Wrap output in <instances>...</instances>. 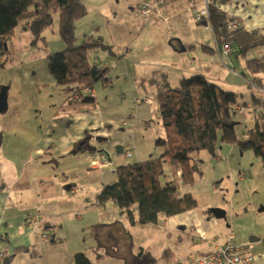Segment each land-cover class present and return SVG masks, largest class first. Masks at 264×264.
Listing matches in <instances>:
<instances>
[{"label": "crops", "instance_id": "1", "mask_svg": "<svg viewBox=\"0 0 264 264\" xmlns=\"http://www.w3.org/2000/svg\"><path fill=\"white\" fill-rule=\"evenodd\" d=\"M161 1L163 14L169 19L168 23L159 21L157 16L148 22L142 21L138 16L140 0H83L87 14L76 22V34L78 32L82 36L79 40L85 38L90 41L94 38L110 46L112 54L109 56L113 60L125 59L127 62L118 74L128 76L132 72L136 79L140 78L143 91L146 89L147 78L148 87L155 90L156 85L152 79L157 78L162 72L166 73L170 83L177 84L180 78L191 75H202L213 81L215 77L225 74L227 68L233 65V61L244 68L246 60L264 56V0H215L211 6V30L207 38L202 40L195 38L192 32L200 29L201 25L206 29L205 23L196 24L193 20L194 9L201 0ZM233 19L239 21L240 25L238 29L230 31L228 23ZM233 33L236 35L230 36ZM226 41L232 42L238 50L241 46L249 45L245 57L236 50L237 55L231 52L228 57L221 58L217 46ZM33 46L34 40L30 32L16 30L11 44L12 60L9 61L17 58L25 63L35 62L41 53ZM1 61H4V65L8 62L4 58ZM89 61L96 62L101 67L113 65L110 59L109 62H100L95 56ZM9 70L5 77L7 84L0 76V92L7 95L6 110L10 107V99L14 100L16 97L12 94L16 93L15 87L13 88L14 81L8 83L15 68ZM156 71L158 74H153ZM2 73L5 74L6 71ZM241 76L244 77L243 73ZM119 77L117 76L116 80H119ZM59 95L57 103L54 102L47 108H52L53 112L47 119L46 128L40 130V136L30 149L25 147L29 150L27 152L22 145L25 138L22 137L20 140V133L10 137L7 132L12 124L21 122L17 117L22 118L21 113H16L13 101L11 125L7 126L0 119V251L4 255V264H73L75 253L86 254L84 250L86 245H89L90 252H95V257H100L94 249L98 248V245L89 240L86 243L83 228L73 224L74 220L81 218L78 214L82 215L87 207L83 206L82 201L74 200V195L77 194L74 184L66 186L67 179L63 180L64 184H58L52 165L60 166L59 158L72 160L70 163L74 165L85 161L87 170L97 172L104 170L102 174L111 171L114 174L117 167L127 163L122 164L123 159L118 158L116 161L122 162L116 164L109 154L77 150L79 142L87 136L108 137L109 124L103 117L97 101L95 104H68L64 101L66 96L61 93ZM109 95L114 97L112 93ZM146 97L143 96L142 100ZM145 103L150 104L149 101ZM152 106V112L158 115L156 101ZM40 110L39 107L27 109L28 113H25L23 119L26 138L32 136L31 130L36 129ZM158 120L161 126L159 116ZM125 124L123 122V125ZM28 129H31L30 133L27 132ZM163 129L161 127L159 138L164 137ZM13 137L15 138L12 140ZM93 148L101 150L95 146ZM123 150L120 153L116 152L115 155H123ZM215 155L216 151L213 156ZM215 160L219 163L224 162L226 169L230 170L221 156H216ZM262 166L259 172L255 168L248 173V176L252 173L257 177L255 180L259 185L253 188L261 191L262 195L253 204L244 200L234 204L229 222L225 209H222L225 215L221 219L211 215L208 209L189 210L172 217H160L158 223L162 224L161 230H169L170 234L175 231L178 234L176 246L180 250L185 248L188 252L184 254L183 250L180 258L177 257L178 264H190L194 257L212 252L225 243L230 233L238 244L252 242L250 250L243 252L248 251L253 255L254 264H264V165ZM61 175L64 176L63 173ZM246 177V173L239 172L241 180H245ZM237 205H241L242 208L234 214ZM69 222L75 231L70 248L67 240L60 234L68 227ZM136 224L130 223L132 226ZM95 231L96 239L102 246L106 241L114 246V238L110 241L109 234L102 233L103 225L94 229ZM131 244L129 240L128 249L122 255L123 264L132 253L129 251ZM194 244L196 249L193 251L190 246ZM107 253L115 256L110 247ZM167 262L170 261L166 260L165 264Z\"/></svg>", "mask_w": 264, "mask_h": 264}, {"label": "rangeland", "instance_id": "2", "mask_svg": "<svg viewBox=\"0 0 264 264\" xmlns=\"http://www.w3.org/2000/svg\"><path fill=\"white\" fill-rule=\"evenodd\" d=\"M211 6L212 3L209 5V19H211ZM164 17L168 19L165 14ZM194 22L196 24L203 23L204 20ZM57 23L58 19L55 15L52 18V24L43 33L45 45L43 40L34 42L33 47L41 53L40 57L36 59L35 62L25 63L16 58L13 61L6 62L3 67L0 65V76L3 78L2 81L6 84L7 79L5 77L10 72L9 68H15L14 73L11 74L12 78H9L8 83L12 80L14 81L13 88L15 87L16 93L12 92V94L16 97L14 100L10 99V101L14 102L16 113H21L22 118L17 117L18 120L21 119V122L12 124L7 132H9L10 137L20 133L19 139L21 140L22 137L25 138L22 141V145L26 152L29 151L28 149L32 147L33 143L36 142L37 138L40 136V130L42 131L43 127L46 128L47 126V119L53 112L52 108H47L54 102L57 103L58 98H60L59 93L64 95L61 88L57 86L56 82L49 75L47 68L48 54L60 52L59 50L64 48L58 32ZM205 27L206 29L201 25L200 29L193 30V36L199 40L206 39L210 33L211 27ZM78 30L81 29L78 28ZM76 35H78L79 39L82 38L78 32ZM235 35L236 33H233L230 36L234 37ZM224 43H228L231 47L230 42ZM91 54L93 58L95 56L96 60L100 62H109L110 59L113 65H109V79H111L112 84L104 87L102 83H97L95 87L96 101L99 104L103 117L109 124L108 137H106L108 140L106 142H99L92 139L89 146L100 148L101 151H103L101 153L109 154L111 160L116 164L122 162L120 160L116 161L118 158H122V164H125L147 160L150 157H159L164 152L166 146L159 145L157 142L161 139L164 140L166 134L163 129L162 132L164 133V137L159 138L161 127L163 128V126L159 125L158 115H154L152 112V104L156 101V91L148 87L149 78L146 80V89L143 91L140 86V78L136 79L132 72H130L128 76L125 74H118V71L122 70V67H124V63L126 62L125 59L120 61L115 58V60H113L106 50L92 51ZM170 55H172V53H170ZM91 61H93V59ZM27 68L29 69L27 70ZM4 70L6 71L5 74L2 73ZM241 73L246 77H242ZM117 76H120L119 80H116ZM252 77L253 74H251L246 66L241 68L239 64L237 65V63L233 61V65L227 68L225 74L215 77L213 81H210L217 85L218 88L226 92L234 93L240 104L246 103L254 107L251 103L252 98L264 99V91L258 90L256 86L249 87L247 85L249 80H252ZM171 85L174 86L176 83H171ZM111 93L114 94V97H110L109 94ZM143 96H147V99H144L149 101V105L142 102ZM11 102L9 109L0 113V119H2L7 126L11 125L10 118L13 116L14 106ZM247 105L244 104L242 106L246 107ZM37 107L41 109V114L37 117L36 121L38 123L36 129H28L27 132L30 133L31 130L33 134L29 138H26V130L23 128L25 126V124H23L25 113H28L27 109H34ZM240 116L241 117L238 119L237 115L235 117L238 120L236 135L242 137V133H246L248 129L252 128L254 122L249 120L251 119V114L249 113L246 114L247 117H243V115ZM123 122L126 124L123 125ZM5 137L7 139V136ZM14 138L15 137H13L12 140ZM241 140L242 139H239V141ZM116 146H124V150L126 148L132 149L134 151V156L128 159L123 155L116 156ZM215 151L217 154L215 156L210 154L207 150L198 151L193 155V158L200 161L201 164L199 165L200 171L194 173L195 178L190 186L183 187L180 177L177 176V174L174 177L180 186V192H188L192 194V197L196 200L197 206L192 210L201 211L213 208L220 210L225 209L228 213L227 221L229 222V215L234 204H239L240 200L253 204L257 201L259 196L262 195L261 191H257L253 188V186L257 187L259 185V182L255 180L257 177L252 173L248 176V173L255 168L258 169L259 172L260 167L263 166L261 160L254 155L252 150L241 151L239 145L236 143L228 144L221 142L220 132L217 134ZM216 156H221L230 167V170L226 169L224 162H217L215 160ZM58 161L60 162V166L57 164L52 165V171L56 180H58V184H64L62 182L66 179L68 180L65 184L66 186L74 184L77 188V194L74 195V200L78 199L82 201L83 206L87 207V209H84L82 215L78 214L81 218L74 220L73 224H77V227L81 226L83 228V237L86 243L89 240V242L94 243V245H98V248L94 249L98 252L100 257H95V252H90L88 248L89 245H86L84 249L94 264H123L122 255L128 249L127 242L129 240L133 244L132 253L136 252L137 255L139 249H143L142 254L144 258L148 260L146 264H165L166 260L175 263L179 262L178 258H180V254L185 248H181L180 250L178 246H176V235L178 234L175 231H172V234H170L171 231L169 230H161V223H158V225L136 224V226H132L130 222H128L126 216L119 212L117 206L112 201H107L103 205L98 203L97 196L102 186L116 180L115 175L112 174L111 171H106L105 174H102L104 170H102V172L87 170L85 161L76 165L70 163L72 160H66L64 158H59ZM239 172L246 173L247 177L245 180L239 178ZM62 173L64 176L61 175ZM166 174L168 173L166 172ZM257 176L259 181V173ZM241 208V205H237L234 214L241 211ZM102 225L104 227L102 233L109 234L110 241L114 238V246H111L109 242L110 245H108L107 241L103 244L104 246H102L100 241L96 239L97 232H94V229ZM67 226L65 231L60 234L67 240L68 248H70L72 246V240L75 238V231L71 226V222H69ZM66 242L65 244H67ZM108 247H110L111 251L115 252V256H110L107 253ZM190 248L194 251L196 245H191ZM187 253V250H185L184 254Z\"/></svg>", "mask_w": 264, "mask_h": 264}, {"label": "trees", "instance_id": "3", "mask_svg": "<svg viewBox=\"0 0 264 264\" xmlns=\"http://www.w3.org/2000/svg\"><path fill=\"white\" fill-rule=\"evenodd\" d=\"M86 14L83 0H0V65L4 62L2 58L12 60L11 44L16 30L30 32L34 42L43 40L44 43L43 33L56 15L64 48L48 54V73L66 96V103L95 104L97 83L106 87L112 82L108 66L89 61L91 52L106 50L112 54V51L99 39L79 40L76 22ZM230 45V54L238 52L243 57L249 48L241 46L238 50L232 42ZM245 65L253 74L247 85L264 91V56L246 60ZM152 81L156 84L158 116L166 134V138L157 143L166 146L164 152L157 158L117 167L116 180L104 184L97 197L101 205L112 201L131 224L156 225L162 216L172 217L196 208L192 194L181 193L174 176L180 177L183 187L190 186L201 164L193 155L201 150L214 155L219 132L221 142L236 143L241 151L252 150L264 165V99L252 98L256 111L251 113L244 111L247 106L242 105L247 104H240L234 93L218 88L202 75L182 77L173 86L162 72ZM248 113L254 125L239 137L237 119L240 115L247 117ZM129 248L131 252L133 244ZM142 253L143 249H139L137 255L130 253L125 264H146L148 260ZM73 264L94 263L84 252H78L73 256Z\"/></svg>", "mask_w": 264, "mask_h": 264}, {"label": "built area", "instance_id": "4", "mask_svg": "<svg viewBox=\"0 0 264 264\" xmlns=\"http://www.w3.org/2000/svg\"><path fill=\"white\" fill-rule=\"evenodd\" d=\"M210 0H201L199 5L194 9L193 20L196 22L203 21L205 26H210L209 19V5ZM161 0H140L138 8V16L142 21L148 22L152 17L157 16L158 20L161 22L168 23V19L164 17L163 10L161 7ZM240 22L236 19L229 21L228 28L230 31H234L239 28ZM219 55L221 57H228L231 47L228 43H221L217 46ZM248 110L249 112L256 111L254 107L247 105L244 111ZM247 137V136H245ZM123 155L126 158H131L133 156V150L126 148L123 150ZM105 161V158L102 157ZM43 238H46L45 235H42ZM252 242L238 244L233 235L228 234L225 243L218 246L215 250L205 255L194 257L190 260V264H254V257L248 251L252 247ZM243 252V253H242ZM4 255L0 251V264L3 262ZM166 264H178L167 262ZM182 264V263H180Z\"/></svg>", "mask_w": 264, "mask_h": 264}, {"label": "water", "instance_id": "5", "mask_svg": "<svg viewBox=\"0 0 264 264\" xmlns=\"http://www.w3.org/2000/svg\"><path fill=\"white\" fill-rule=\"evenodd\" d=\"M4 47H5V49H7L6 44H4ZM1 67H3V64H1ZM6 107H7V95L5 94V92L4 93L0 92V113H3L6 110ZM88 139L90 140L91 137L87 136L83 140H81L79 142V146H78L77 150H80L81 146L83 145V143L87 142ZM92 139H94L95 141H99V142H106L108 140L106 137H100V136H97V137L92 138ZM122 150H123V147H121V146H116L115 147V151L117 153H120ZM88 151L103 152L101 150H96L95 148L91 149V150H88ZM209 212L211 213V215H213L217 219L224 218V215H225V212L222 209L220 210V209H217V208L209 209Z\"/></svg>", "mask_w": 264, "mask_h": 264}, {"label": "flooded vegetation", "instance_id": "6", "mask_svg": "<svg viewBox=\"0 0 264 264\" xmlns=\"http://www.w3.org/2000/svg\"><path fill=\"white\" fill-rule=\"evenodd\" d=\"M91 140H92V138L90 140L88 139L87 142H84L83 145L81 146V149L80 150H91V149H94L93 147L89 146Z\"/></svg>", "mask_w": 264, "mask_h": 264}]
</instances>
